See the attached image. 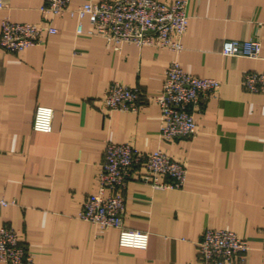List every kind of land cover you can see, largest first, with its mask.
<instances>
[{
    "label": "crops",
    "instance_id": "obj_1",
    "mask_svg": "<svg viewBox=\"0 0 264 264\" xmlns=\"http://www.w3.org/2000/svg\"><path fill=\"white\" fill-rule=\"evenodd\" d=\"M0 20L56 28L18 52L0 48V226L19 232L36 264H195L205 228L227 229L251 248L244 264H264V91L241 85L264 72V0H186L181 49L121 44L75 32L76 19L40 9L44 0H2ZM96 0H70V6ZM169 1V0H162ZM82 29L90 24L82 19ZM260 40L258 57L222 55L226 39ZM175 59L187 73L220 81L195 116L189 138L162 140L153 98ZM118 81L141 91L137 111H106L101 98ZM37 105L53 109L48 132L31 128ZM107 142L159 149L183 162L178 189L132 178L122 222L148 233L144 249L119 246L117 229L98 230L77 214L96 190ZM235 264H241L239 262Z\"/></svg>",
    "mask_w": 264,
    "mask_h": 264
},
{
    "label": "built area",
    "instance_id": "obj_2",
    "mask_svg": "<svg viewBox=\"0 0 264 264\" xmlns=\"http://www.w3.org/2000/svg\"><path fill=\"white\" fill-rule=\"evenodd\" d=\"M3 7L0 0V9ZM40 9L53 15L68 13L74 16L77 34L98 37L114 48L126 43L178 51L188 23L186 0H96L77 6H70V0H44ZM84 17L90 24L87 31L82 29ZM55 32L56 28L49 23L1 19L0 48L18 52L42 42L44 34ZM220 52L222 55L256 58L260 52V40L256 36L243 40L226 39ZM241 85L249 92L264 91V72H243ZM219 88L218 79L189 74L175 59L170 60L160 89L153 98L160 112V138L192 137L195 116L209 98L217 95ZM140 96L138 87L113 81L103 92L101 106L106 111L135 112ZM52 117L51 107L37 105L31 128L38 132L50 131ZM185 174L183 162L159 149L142 152L128 143L107 142L96 173V190L86 196L77 217L101 231L116 228L119 246L144 249L148 233L127 228L122 222L123 192L127 182L136 178L154 189H178L184 184ZM9 203L0 198V207ZM195 245V264H244L251 248L246 239L237 237L234 232L212 228H205ZM0 264H36L31 252L22 244L18 230L5 225L0 226Z\"/></svg>",
    "mask_w": 264,
    "mask_h": 264
}]
</instances>
